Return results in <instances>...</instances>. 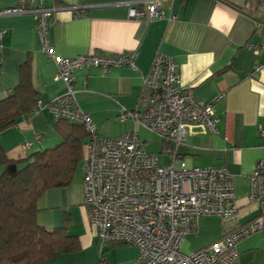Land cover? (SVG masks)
Segmentation results:
<instances>
[{
  "label": "crops",
  "instance_id": "1",
  "mask_svg": "<svg viewBox=\"0 0 264 264\" xmlns=\"http://www.w3.org/2000/svg\"><path fill=\"white\" fill-rule=\"evenodd\" d=\"M137 1L141 0H35L34 6L57 10L47 40L58 58L137 53L134 69L78 70L72 90L79 109L90 116L101 137L136 131L145 148L156 142L158 152L145 150L157 155L160 166L185 161L197 168H224L232 177L239 222L264 215V205L252 204L248 198L250 176L256 163L264 160V135L259 133L264 131V3L162 0L164 17L150 21L128 17ZM17 2L0 0V12L13 9ZM171 16L176 19L170 20ZM0 34V100L17 86L20 67L30 61L37 105L43 108L0 133L7 159L23 160L61 143L46 105L67 87L55 79V63L43 50L33 16L0 15ZM157 52L173 59L180 83L191 88L197 101L212 105L215 133L194 126L176 148L133 124L129 114L139 108L143 80ZM86 142L87 138L81 162ZM161 155L165 164H160ZM37 206L41 227L52 230L64 225L80 245L78 252L56 254L44 264H133L137 257L134 247L101 244L82 206L81 169L67 187L47 190ZM220 236V219L200 218L181 252L190 255ZM236 250L233 264H264V231L240 241Z\"/></svg>",
  "mask_w": 264,
  "mask_h": 264
},
{
  "label": "built area",
  "instance_id": "2",
  "mask_svg": "<svg viewBox=\"0 0 264 264\" xmlns=\"http://www.w3.org/2000/svg\"><path fill=\"white\" fill-rule=\"evenodd\" d=\"M161 1L132 3L128 17L161 19L164 17ZM256 1L264 3V0ZM34 2L18 0L13 9L0 15L34 17L43 50L55 63V79L67 87L64 94L48 102L46 109L55 122L59 119L75 122L87 134L82 206L101 244L134 247L137 257L133 264H233L237 259V244L264 231V215L239 222L232 177L224 168H197L185 161H179L177 166L162 167L157 155L145 150L136 131L113 138L101 137L90 116L76 103L72 90L75 73L92 67L102 72L124 66L134 69L137 53L58 58L47 40L50 20L57 10L34 6ZM175 19V16L170 18ZM42 110L37 105L34 113ZM129 118L134 125L176 148L183 145L194 126L216 132L212 105L193 97L191 88L180 83L173 59L160 52L154 55L143 80L139 108L129 114ZM259 133L264 135L262 130ZM250 185L249 201L264 205V160L256 163ZM200 218L220 219V239L185 255L181 245L195 230Z\"/></svg>",
  "mask_w": 264,
  "mask_h": 264
},
{
  "label": "trees",
  "instance_id": "3",
  "mask_svg": "<svg viewBox=\"0 0 264 264\" xmlns=\"http://www.w3.org/2000/svg\"><path fill=\"white\" fill-rule=\"evenodd\" d=\"M37 104L32 66L27 61L20 67L17 86L0 100V133L32 115ZM55 127L61 143L29 158L11 161L0 147V264H44L56 254L80 250L78 239L68 235L64 225L47 230L37 222L39 199L49 189L71 184L87 138L75 122L59 119Z\"/></svg>",
  "mask_w": 264,
  "mask_h": 264
},
{
  "label": "rangeland",
  "instance_id": "4",
  "mask_svg": "<svg viewBox=\"0 0 264 264\" xmlns=\"http://www.w3.org/2000/svg\"><path fill=\"white\" fill-rule=\"evenodd\" d=\"M157 138V137H156ZM160 140V139H159ZM157 141V140H156ZM159 146H158V144L155 142V143H153V144H149L145 149L147 150V151H150V152H158L159 151ZM159 158H160V164H165L166 162H165V160L164 159H166V158H164L162 155L161 156H159ZM163 167V166H162ZM82 168H83V162H80V164H79V166H78V168H77V172L81 169V171H82Z\"/></svg>",
  "mask_w": 264,
  "mask_h": 264
},
{
  "label": "water",
  "instance_id": "5",
  "mask_svg": "<svg viewBox=\"0 0 264 264\" xmlns=\"http://www.w3.org/2000/svg\"><path fill=\"white\" fill-rule=\"evenodd\" d=\"M15 170H16V166L13 165V166H12V171H15Z\"/></svg>",
  "mask_w": 264,
  "mask_h": 264
}]
</instances>
